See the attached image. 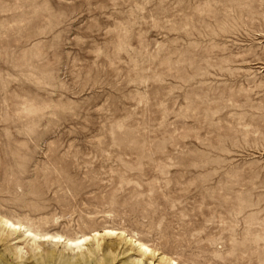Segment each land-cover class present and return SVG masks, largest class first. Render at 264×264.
Here are the masks:
<instances>
[{
  "label": "rangeland",
  "instance_id": "obj_1",
  "mask_svg": "<svg viewBox=\"0 0 264 264\" xmlns=\"http://www.w3.org/2000/svg\"><path fill=\"white\" fill-rule=\"evenodd\" d=\"M0 213L264 264V0H0ZM0 237L13 264L72 254ZM91 246L84 264L138 257Z\"/></svg>",
  "mask_w": 264,
  "mask_h": 264
},
{
  "label": "bare ground",
  "instance_id": "obj_2",
  "mask_svg": "<svg viewBox=\"0 0 264 264\" xmlns=\"http://www.w3.org/2000/svg\"><path fill=\"white\" fill-rule=\"evenodd\" d=\"M2 229L6 230L10 235L18 234L19 239H23L24 241L31 242L32 246L30 247H32V250H36L38 248L40 249L41 245L43 244H53L55 246L61 245V248L68 249L72 253L69 257L65 259L66 264H84L83 263L84 257L87 256L88 253H93L95 248H98L99 245H97L95 248H93L92 246L87 248L86 252L82 251L84 246L87 245V243H92L93 241H96L98 243L100 239H103L105 237L118 238L121 239L122 241H129L132 243L134 247H136L138 252V257L134 258V261H132L131 264H141L143 260L142 257H145L146 259H151L148 264H155L153 262V259L157 256L159 262H164L165 264H182L177 260V258L175 259L172 256H169L164 253L159 254L157 249L150 247V245L147 244V242L142 240L137 235L129 232L130 230H126L121 227L106 225L100 228H93L88 231L84 230L76 235H70V234L62 233L60 231H56L55 229L54 230L34 229L20 219H14L8 217L5 214L0 213V230ZM108 247H109V252L110 249L114 248L113 246H109V245L106 246V248ZM11 248L12 247H10V249ZM15 248L16 249L14 254L16 256L21 257V251H23L22 247L18 246ZM61 252H57L56 249L54 250L47 249L45 251V255L43 254L42 256L43 257L45 256L47 258L48 260L47 264H53V262L57 258L64 259V257L62 256L63 253L61 254ZM0 262H5L1 264H13L7 259V257L3 253H0Z\"/></svg>",
  "mask_w": 264,
  "mask_h": 264
}]
</instances>
